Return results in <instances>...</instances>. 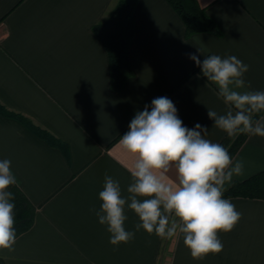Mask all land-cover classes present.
I'll list each match as a JSON object with an SVG mask.
<instances>
[{
  "label": "crops",
  "instance_id": "0c3cea01",
  "mask_svg": "<svg viewBox=\"0 0 264 264\" xmlns=\"http://www.w3.org/2000/svg\"><path fill=\"white\" fill-rule=\"evenodd\" d=\"M117 1L0 0V104L67 147L0 114V160L11 161L17 187L35 208L15 250H0V258L5 264H264V199L226 198L242 218L219 234L223 251L203 260L191 257L182 236L161 239L144 230L113 246L93 211L105 175L128 195L132 157L120 137L154 98L171 99L184 125L206 126L212 142L226 135L207 108L225 114L227 106L189 54L201 62L234 55L249 66L248 90L264 91V0H197L219 34L189 36L167 0H136L127 54L132 73L113 90L108 54L93 27ZM244 135L232 156L244 161V175L233 182L264 170V137ZM126 215L125 227L134 231L138 218L127 208Z\"/></svg>",
  "mask_w": 264,
  "mask_h": 264
},
{
  "label": "clouds",
  "instance_id": "9594fccd",
  "mask_svg": "<svg viewBox=\"0 0 264 264\" xmlns=\"http://www.w3.org/2000/svg\"><path fill=\"white\" fill-rule=\"evenodd\" d=\"M189 58L227 106L225 114L207 108L214 126L233 140L240 134L264 137V116L254 118L264 113V91L248 90L249 66L234 55L213 54L202 62L196 54ZM207 135L208 128L199 123L186 127L167 97L154 98L151 110L146 105L136 113L119 141L132 157L128 195H122L118 180L105 175L100 208L93 209L110 244H126L144 230L161 239L182 236L194 260L223 251L219 234L233 231L242 218L224 193L234 177L244 175V161H234L227 147ZM16 184L11 161L0 160V250H15L14 194L8 189ZM126 208L138 218L134 231L125 227Z\"/></svg>",
  "mask_w": 264,
  "mask_h": 264
},
{
  "label": "trees",
  "instance_id": "16d2710c",
  "mask_svg": "<svg viewBox=\"0 0 264 264\" xmlns=\"http://www.w3.org/2000/svg\"><path fill=\"white\" fill-rule=\"evenodd\" d=\"M135 2L136 0H118L107 18L93 27L95 34L102 41L108 54L111 87L113 90H119L124 80L132 73L128 64L127 54L135 29L132 16ZM167 2L182 19L186 36L197 32L219 34L218 27L197 0H167ZM0 114L18 120L35 135L66 152L67 147L64 142L33 125L22 115L7 110L1 104ZM260 115L256 114L254 118L257 119ZM244 138V134L238 135L234 140L225 135L219 144L227 147L230 155L233 156ZM8 190L14 194L13 202L15 204V230L17 236L32 225L35 208L17 185L11 186ZM224 197L264 199V170L243 180L234 181L225 191ZM0 264H5L1 258Z\"/></svg>",
  "mask_w": 264,
  "mask_h": 264
}]
</instances>
